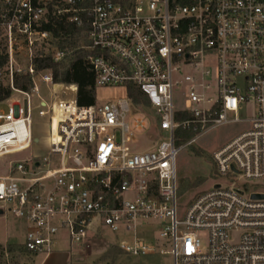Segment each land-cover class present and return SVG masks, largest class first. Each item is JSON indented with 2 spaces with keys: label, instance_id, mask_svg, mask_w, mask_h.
I'll return each instance as SVG.
<instances>
[{
  "label": "built area",
  "instance_id": "built-area-1",
  "mask_svg": "<svg viewBox=\"0 0 264 264\" xmlns=\"http://www.w3.org/2000/svg\"><path fill=\"white\" fill-rule=\"evenodd\" d=\"M70 39L78 45L57 44ZM41 46L55 62L81 52L95 90L122 93L79 105L76 84L35 70ZM16 76H28L30 88L15 86ZM4 88L0 157L40 142L46 150L0 173V210L26 224L24 250L47 256L63 234L67 246H87L103 226L119 234L124 252L147 254L156 246L138 228L157 220L172 264H264V197H251L264 190L216 183L178 218L176 174L182 148L211 128L245 123L213 152L215 172L264 186V0H0ZM33 105L45 117L43 138L33 131ZM137 105L149 107L162 133L151 148L133 145L144 125ZM199 231L207 232L204 248Z\"/></svg>",
  "mask_w": 264,
  "mask_h": 264
},
{
  "label": "rangeland",
  "instance_id": "rangeland-1",
  "mask_svg": "<svg viewBox=\"0 0 264 264\" xmlns=\"http://www.w3.org/2000/svg\"><path fill=\"white\" fill-rule=\"evenodd\" d=\"M45 51L44 46L37 48L38 53H44ZM18 63L25 66L27 59L19 58ZM40 93L48 98L49 89L43 83ZM121 93V89L96 88L95 96L97 99L105 100ZM37 99L34 94L32 96L34 105ZM176 101L179 106L180 100L177 97ZM34 105L32 109L33 131L43 138L47 130L44 125L45 117L38 115V107ZM3 108H6V106H3ZM250 113L251 106L249 105L244 114L248 117ZM136 117L141 118L144 125L136 131L133 145L141 146V148H151L162 136L161 131L157 129L155 124V115L149 107L137 105ZM246 126L245 123H231L211 128L178 152L176 156L178 218L182 217L187 205L193 199L216 183L231 184L235 182L236 186L244 187L247 191L264 190V186L256 182H247L238 176H221L215 172L212 160L213 152L245 129ZM189 138L177 140L176 144H181ZM31 152L45 154V142L38 143L29 151L0 157V173L6 172L10 161L23 158ZM0 217L1 219L4 218L1 215ZM161 228V223L157 220L140 225L138 228L139 235L148 243L156 246L155 251L142 255H131L124 252L117 246L119 234L113 233L103 226L89 234L87 246L84 244L67 246L66 236L63 234L58 248L68 247L67 253L70 252L71 264H172L171 255L164 251L169 249V244L159 236ZM198 237L201 247L204 248L207 242V232L199 231ZM120 238L126 237L120 235ZM49 255L46 256L42 264H64L63 260L54 261V257ZM40 256L42 258L44 255L29 253L23 249L22 244L0 245V264H40ZM67 263L69 264V259Z\"/></svg>",
  "mask_w": 264,
  "mask_h": 264
},
{
  "label": "trees",
  "instance_id": "trees-1",
  "mask_svg": "<svg viewBox=\"0 0 264 264\" xmlns=\"http://www.w3.org/2000/svg\"><path fill=\"white\" fill-rule=\"evenodd\" d=\"M72 29L73 27L68 26L62 31L69 33L73 31ZM57 44L59 46L68 45L70 47H75L78 45V41L74 39L59 40L57 41ZM33 64L36 71H51L53 79L56 82L76 84V101L79 105L85 106L94 103L96 90L93 82V73L85 63L81 52H77L71 58H66L61 62L53 61L48 54L42 52L33 59ZM14 84L22 90H28L31 86V79L28 76H16L14 78ZM9 93V88H4L0 92V100L8 97ZM128 94L133 102H140L141 96L137 90L129 88ZM177 135V139L181 140L183 138H189L191 136V132L189 130L183 132L179 131Z\"/></svg>",
  "mask_w": 264,
  "mask_h": 264
},
{
  "label": "crops",
  "instance_id": "crops-1",
  "mask_svg": "<svg viewBox=\"0 0 264 264\" xmlns=\"http://www.w3.org/2000/svg\"><path fill=\"white\" fill-rule=\"evenodd\" d=\"M3 219L0 217V245H12V244H22L25 236V232L27 230L26 224L12 215L8 213L0 214ZM68 247H59L53 251L54 253H50L49 256L54 257V261H62L64 264H68L67 261L69 259V264H71L70 252H68ZM46 256L41 258L40 256V264L43 263Z\"/></svg>",
  "mask_w": 264,
  "mask_h": 264
},
{
  "label": "water",
  "instance_id": "water-1",
  "mask_svg": "<svg viewBox=\"0 0 264 264\" xmlns=\"http://www.w3.org/2000/svg\"><path fill=\"white\" fill-rule=\"evenodd\" d=\"M251 197L252 198H262V197H264V194H262V193H252ZM0 214H2L1 210H0Z\"/></svg>",
  "mask_w": 264,
  "mask_h": 264
}]
</instances>
